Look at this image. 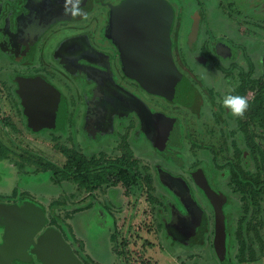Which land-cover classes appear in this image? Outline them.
I'll list each match as a JSON object with an SVG mask.
<instances>
[{"label": "flooded vegetation", "instance_id": "obj_1", "mask_svg": "<svg viewBox=\"0 0 264 264\" xmlns=\"http://www.w3.org/2000/svg\"><path fill=\"white\" fill-rule=\"evenodd\" d=\"M121 1L82 0L86 16L69 17L61 11L63 0H0V264H43L32 246L25 248L26 260H22L13 255V245H5L3 214H13L24 205L44 215L34 240L46 229H55L82 264H96L84 253L83 243L74 237L67 219L76 212L89 213L98 191L118 184L129 188V175L122 180L116 171L117 183L91 191L67 180L54 182L50 141L55 133L59 138H54L60 139L64 128L73 132L69 137L74 144L64 147L62 153L76 151L82 173L86 164L91 173L97 172L93 160L109 165L128 155L136 159L141 179L152 186L157 183L156 189L165 193L158 225L167 238L183 246L205 240L208 210L214 230L213 207L197 184L204 178L225 198L221 208L229 237L224 205L233 201V194L241 202L233 171L247 178L248 172L256 173L257 166L243 150L238 117L224 106L209 103L213 122L220 124L219 138L210 141L215 127L200 121L201 105H205L203 95L213 96L215 89L202 77L208 74L210 84L216 73H222L226 94L234 95L243 92L238 87L241 76L255 84L264 78V0H166L172 9L170 54L186 79L183 96L176 101L147 91L123 72L118 48L107 35L111 8ZM236 76L238 81L233 84ZM29 80L44 81L59 91L61 114L56 127L30 124L19 90ZM243 96L251 100L254 90L247 89ZM233 123L235 128L227 129ZM199 137L205 141L201 143ZM184 143L188 144V157L180 150ZM91 148L96 151L88 150ZM86 150L92 153L88 155ZM239 151L243 152L239 155ZM204 152L210 157L198 156ZM63 155L62 165L66 162ZM50 182H66L75 188L51 199ZM76 193L83 195L75 199ZM68 198L75 203L66 212L65 229L49 214L57 206L66 207ZM236 203L231 205L241 213V203ZM113 223L114 217L115 226ZM115 230L111 229L112 253L118 259Z\"/></svg>", "mask_w": 264, "mask_h": 264}, {"label": "water", "instance_id": "obj_2", "mask_svg": "<svg viewBox=\"0 0 264 264\" xmlns=\"http://www.w3.org/2000/svg\"><path fill=\"white\" fill-rule=\"evenodd\" d=\"M171 17L172 9L166 0H122L111 8L107 35L118 48L122 70L128 77L147 91L176 101L183 96L186 79L175 67L170 54ZM19 90L30 124L57 126L61 114L59 91L41 80H29L27 87ZM197 184L213 207L212 247L217 259L225 264L228 262L226 229L221 208L225 198L214 192L204 178ZM3 216L5 245L14 246V256L26 260L25 248L32 246L31 251L43 264H82L59 231L46 229L34 240L44 215L31 205Z\"/></svg>", "mask_w": 264, "mask_h": 264}, {"label": "rangeland", "instance_id": "obj_3", "mask_svg": "<svg viewBox=\"0 0 264 264\" xmlns=\"http://www.w3.org/2000/svg\"><path fill=\"white\" fill-rule=\"evenodd\" d=\"M228 33L234 37L231 32ZM202 78L204 82L209 86L213 85L212 87L215 89V94H213V96L203 95L202 99L205 105H201L204 112H201L203 115L200 118L201 122H209L215 127L214 135L210 140L211 142H215L214 138H219L218 129L220 124L213 122V115L210 110H207V106L209 103L212 105L215 104L220 108L224 106L222 100L226 95L224 88L225 79L220 72L216 73V77L213 79L214 83L209 84L210 77L208 74ZM232 81L233 84H235L238 81V77H233ZM204 86L208 88L206 84H204ZM227 90H229V88H227ZM200 110L201 107L197 112L198 117L201 115ZM229 127L235 128V123L229 125L227 129H229ZM63 130L60 139L54 138V136L59 138L58 133H55L52 134L50 141V160L58 165H62L65 159L60 149L64 147L70 148L71 145L74 144L71 137H69L73 132L68 128H64ZM199 139L201 143L205 141L204 137H199ZM187 149L188 144L184 143L180 149L184 157H188L190 154L187 152ZM88 150L95 152L96 148ZM85 153L88 154V151L86 150ZM90 153L92 152H89V154ZM207 155L210 157L208 152L198 154L200 158L203 156L207 157ZM70 185L71 184L66 182L56 185L50 182L49 190L51 199L55 198L57 195H63L68 191H73L75 186ZM153 185L154 186L150 183L148 186L145 180L137 182L126 189H124L121 184H118L115 188L107 187L102 189L97 193L98 198H96V201L93 203L92 210L86 214L71 216L69 217L71 220L67 219L69 215H67L66 212L71 211L75 202H73L74 198L72 200L68 198L64 204L66 207L57 206L55 210H51L53 215L49 214V217L54 216L65 229L66 219L68 226L72 230H74V228H79L77 230H80L87 238L88 247L91 250L89 254L96 264H224L217 259L211 243L213 235V218L211 210L207 209L210 221L206 229V238L204 241L200 238L198 243H191L188 246L175 243L166 237L165 233H163V229L158 225L159 219L157 214L159 209H161L159 204L163 202V197L166 196L162 189H156L159 188L157 183H153ZM82 195L81 193H76L75 199L80 198ZM232 199L233 201H228L224 205L225 208L227 207L226 222L228 223L227 229L230 232L229 237L226 236V256L230 257V260L225 264H264V246H261L256 239L252 246L257 259L251 262H239L237 260L238 244L236 238H234V229L237 226V219L240 213L234 208L235 205L231 204L237 202L236 204L239 205L240 200L235 194L232 195ZM262 205L264 206V201H262ZM230 206H232V208H230ZM262 216L264 218V210L262 211ZM113 217V224H116L115 226H112ZM108 226H110L111 229L118 230L119 236L115 244L120 252L118 259L109 250L106 235H103V230Z\"/></svg>", "mask_w": 264, "mask_h": 264}, {"label": "trees", "instance_id": "obj_4", "mask_svg": "<svg viewBox=\"0 0 264 264\" xmlns=\"http://www.w3.org/2000/svg\"><path fill=\"white\" fill-rule=\"evenodd\" d=\"M241 83L238 85L244 94L247 89L254 90V96L248 102V108L243 116L238 117L237 123L243 133L244 151H247L249 159H254L257 166L255 174L248 172L247 178L237 176L233 171L235 180L233 181L235 190L241 193V213L237 219V226L234 229V238L238 244V261L251 262L257 259L253 248V242L256 239L260 245L264 246V218L262 211L264 206V78L260 77L256 81L246 82V78L240 77ZM237 93V91H236ZM238 94L243 96V94ZM62 152V148L60 149ZM243 151H239V155ZM66 154V162L58 165L50 162V171L54 182L67 180L78 186L85 187L91 191L96 188H103L104 185L117 183L116 171L120 174L122 180H127L129 175V187L137 182L145 181L140 177L138 162L128 155L124 160L111 162L109 165L95 161L94 167L97 172H90V165H85V172H81L80 158L74 150H63ZM255 179V183L253 180ZM147 185L150 182L146 180ZM57 203V201L52 204ZM63 233V230H62ZM64 234V233H63ZM71 245V243H70ZM81 245L78 244V249ZM77 253V250L74 249Z\"/></svg>", "mask_w": 264, "mask_h": 264}, {"label": "clouds", "instance_id": "obj_5", "mask_svg": "<svg viewBox=\"0 0 264 264\" xmlns=\"http://www.w3.org/2000/svg\"><path fill=\"white\" fill-rule=\"evenodd\" d=\"M82 0H63L61 11L69 17L86 16L81 8ZM222 104L228 113L234 117L243 116L248 108V102L244 96L226 94L223 97Z\"/></svg>", "mask_w": 264, "mask_h": 264}, {"label": "crops", "instance_id": "obj_6", "mask_svg": "<svg viewBox=\"0 0 264 264\" xmlns=\"http://www.w3.org/2000/svg\"><path fill=\"white\" fill-rule=\"evenodd\" d=\"M79 214H82V212H76L74 213V215H79ZM71 220V218L69 219ZM79 228H74V230H72L73 234H74V237L81 241L83 243V246H84V253L86 255H88L90 258V248L88 247V241H87V238L83 235V233L80 231V230H77ZM80 231V232H79ZM104 233L103 235H106V238H107V242H108V248L109 250L112 252L113 251V246H112V239H111V228L108 226L107 228H105V230H103ZM92 259V258H91Z\"/></svg>", "mask_w": 264, "mask_h": 264}]
</instances>
